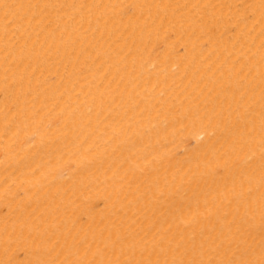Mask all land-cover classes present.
Instances as JSON below:
<instances>
[{
  "label": "bare ground",
  "instance_id": "6f19581e",
  "mask_svg": "<svg viewBox=\"0 0 264 264\" xmlns=\"http://www.w3.org/2000/svg\"><path fill=\"white\" fill-rule=\"evenodd\" d=\"M0 264H264V0H0Z\"/></svg>",
  "mask_w": 264,
  "mask_h": 264
}]
</instances>
